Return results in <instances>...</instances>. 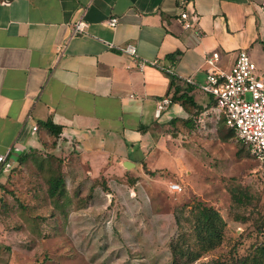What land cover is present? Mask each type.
<instances>
[{"label":"crops","instance_id":"obj_1","mask_svg":"<svg viewBox=\"0 0 264 264\" xmlns=\"http://www.w3.org/2000/svg\"><path fill=\"white\" fill-rule=\"evenodd\" d=\"M77 19L85 32L70 35ZM127 44L132 54L121 49ZM238 48L264 75V0H0V264L9 262L4 229L18 205L4 190L30 185L40 171L30 155L17 164L19 156L60 157L66 189L83 176L107 180L169 163L176 170L183 164L168 157L170 139L219 121L199 87L204 54L217 50L215 65L227 70ZM180 93L193 104L171 98ZM47 119L60 126L57 136L39 124ZM15 195L28 211L38 203L25 191Z\"/></svg>","mask_w":264,"mask_h":264},{"label":"rangeland","instance_id":"obj_2","mask_svg":"<svg viewBox=\"0 0 264 264\" xmlns=\"http://www.w3.org/2000/svg\"><path fill=\"white\" fill-rule=\"evenodd\" d=\"M204 130L174 133L167 155L183 164L176 170L169 163L107 180L83 176L57 206H16L4 229L8 264H230L246 254L264 232V171L222 122ZM169 181L181 190L170 192ZM196 202L223 224L220 240L188 260L177 254L193 247Z\"/></svg>","mask_w":264,"mask_h":264},{"label":"built area","instance_id":"obj_3","mask_svg":"<svg viewBox=\"0 0 264 264\" xmlns=\"http://www.w3.org/2000/svg\"><path fill=\"white\" fill-rule=\"evenodd\" d=\"M185 16L186 12L180 11L179 17ZM105 22L113 27L117 19L110 16ZM84 25L82 19L73 21L70 35L84 33ZM182 25L189 24L182 20ZM62 47L63 43H58L55 48L60 51ZM121 49L128 54L134 52L131 44ZM218 57L217 50L204 54L205 80L199 87L211 95L213 104L210 107L216 110L217 118L221 116L224 123L233 129L235 136L244 144L249 154L258 160L264 171V75L258 73L255 62L244 48L236 50L227 70L216 67ZM168 102L167 96L159 99L154 114L157 116ZM2 159L3 156L0 155V161ZM167 189L170 192H179L181 185L179 182L169 181Z\"/></svg>","mask_w":264,"mask_h":264},{"label":"trees","instance_id":"obj_4","mask_svg":"<svg viewBox=\"0 0 264 264\" xmlns=\"http://www.w3.org/2000/svg\"><path fill=\"white\" fill-rule=\"evenodd\" d=\"M178 50L167 53L166 56L170 59L175 58L178 54ZM169 77V85L172 82L173 75L168 73ZM172 99L179 100L182 106L186 107L187 104L192 105L193 102L190 100L189 96L184 93H180L177 96L172 95ZM213 101H211V104ZM219 121L222 122L226 127H228L223 118L220 116ZM186 122V121H185ZM39 124L50 134L53 136H57L60 131V126L58 124L53 123L50 119L39 122ZM229 130L233 131L231 127H228ZM234 133V131H233ZM235 136V134H234ZM236 140L243 144L236 136ZM244 145V144H243ZM31 156V159L36 163L39 170L34 173V180H28V184H14L13 188L4 192H9L14 200L17 202V206L20 207H28V204L24 203L23 200H20L15 193H21L25 191L33 195L38 201L37 204L32 205L30 208L37 209L39 207H44V205H54L57 206L62 200L66 201L69 199V194L67 193V189L65 188L64 180H63V172L60 169L61 166V158L53 156L52 154L38 155L34 156L33 151L28 153H24L17 159V164H20L25 157ZM40 157V158H39ZM13 168V167H11ZM22 183V182H20ZM241 195L234 194L233 200L235 202H240ZM40 204V205H39ZM4 206V210H9L12 208L5 201L1 204ZM191 227L190 230L193 232V247L189 249V251L179 249L177 256H188V260H192L195 257L199 256L201 252L212 248L219 240L221 236V226L223 224V220L219 213L213 209L212 207L201 204L200 202H196L189 209ZM39 215H37V218ZM174 253V247L172 248ZM191 253V255H190ZM230 264H264V232H262L261 239L255 243L251 249L244 255L237 257Z\"/></svg>","mask_w":264,"mask_h":264},{"label":"water","instance_id":"obj_5","mask_svg":"<svg viewBox=\"0 0 264 264\" xmlns=\"http://www.w3.org/2000/svg\"><path fill=\"white\" fill-rule=\"evenodd\" d=\"M11 154H12V156H9L7 158V161H6L5 166H4L5 169L13 162V160L15 158L13 155H16V154L15 153H11Z\"/></svg>","mask_w":264,"mask_h":264}]
</instances>
